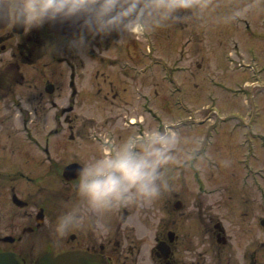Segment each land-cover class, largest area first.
<instances>
[{"label":"flooded vegetation","instance_id":"1","mask_svg":"<svg viewBox=\"0 0 264 264\" xmlns=\"http://www.w3.org/2000/svg\"><path fill=\"white\" fill-rule=\"evenodd\" d=\"M239 1L245 6L251 3L249 0ZM257 8L263 12L264 3L261 10ZM200 10L201 7L193 9L192 22L188 19L139 38H111L99 43L90 51L89 63L73 56L67 49L62 51V36L47 29L14 33L0 31V131L6 132L8 122L14 119L17 112L13 106L18 112L27 109L21 107V100L13 99L15 91L25 85L34 88L36 94L33 106L24 112L22 120V137L32 148V155L23 161H9L7 155L11 151L8 152L5 145L0 155V256H5V262L8 263V255H12L20 264H43L47 255L55 257L68 251L87 252L106 264H115V259L119 261L121 256H126L124 240L130 238L134 242L135 238L139 239L140 205L114 211L106 219L107 233L99 232L96 229L100 226L98 218L78 201L75 191L78 175L84 164L102 147L115 148L129 137L138 144L142 138H148L150 133L145 132L144 137L139 130L140 119L135 118L140 115L136 106L143 100L141 105L149 117L155 107L149 93L142 91L140 78L145 74L155 77L158 67L161 78L169 86L175 82L172 77L176 67L160 48L165 52L172 51V28H184L190 23L202 25ZM250 12L249 9L245 15H238L234 11L233 18L242 23L249 38L264 39L263 18L259 20V32ZM146 41L149 46H143ZM255 49L246 51L247 62L254 66L233 67V72L244 75L234 78L230 84L235 95L238 91H247L252 84L264 89V65L258 61L259 54ZM121 51L126 55L124 59L110 56V52L116 55ZM138 59L144 60L142 64ZM106 88L112 90L110 98L108 90L104 93ZM254 109L255 106L252 113ZM37 120L48 121L42 132L36 131L32 125ZM262 121L264 109L257 115H250L246 130L252 138L264 139ZM7 137L11 135L7 134ZM64 148L67 150L63 152ZM196 200L199 202L196 217L204 228L202 200L199 197ZM183 206L180 199L173 203L176 211ZM67 212H73L78 217L74 224L80 223L83 227L61 236L55 229L59 218ZM143 220L149 222L153 231L150 237L152 246L147 249L148 264H206L207 257L209 264H221V248L231 245L220 222L213 225L214 233L209 230L208 239L212 244L215 239L217 246L204 251L200 249L203 240L198 236L196 243L181 242L184 239L176 221L161 226L157 233L154 221L151 223L150 218ZM204 232L207 234V230ZM134 244V248L128 247L135 251L130 264H145L141 256L145 246Z\"/></svg>","mask_w":264,"mask_h":264},{"label":"rangeland","instance_id":"2","mask_svg":"<svg viewBox=\"0 0 264 264\" xmlns=\"http://www.w3.org/2000/svg\"><path fill=\"white\" fill-rule=\"evenodd\" d=\"M238 2L240 1L210 0L207 6L201 7L200 10L202 25L190 23L184 28L171 29L172 51L165 52L162 47L160 51L171 58L173 67H176L173 72L174 80L183 89H175L170 95V86L161 78L158 67L155 77L145 74L140 78L142 91L149 93L153 98L152 106L160 112V116L159 120L156 117L155 123V120L145 113L141 105L144 101H140L136 106L140 116L135 119H141L146 127L139 128L142 132L150 134L157 130L166 135L174 134V160L162 169L163 175L158 181L161 185L166 181L170 186L169 190L151 204L139 206L140 233H137L139 239L135 238L134 242L145 246L141 251L145 264H148L147 249L152 246L150 237L153 235L151 225L143 220L146 218H150L151 223L155 222L157 233L161 226L176 221L175 225L184 239L181 242L196 243V240H203L200 249L204 251L206 248L213 249L217 246L215 239L213 245L208 238L211 233L209 230H214V233L213 225L220 222L231 242L230 247L226 246L220 250L221 264H264V225L260 224V220L264 219V140H254V152L248 153V145H242L243 129L234 126L236 123L233 121L234 109L244 118L249 111L252 112L253 106L255 109L252 114L257 115L264 109V89L258 86L248 88L247 98L250 101L246 104L244 93L233 96L228 90L220 89L214 84L220 82L228 86L234 78L244 76L239 71L233 72L235 64L231 61L238 63L247 60L246 48L250 44L256 46L257 49L254 46L252 48L259 54L258 61L264 63V39L249 38L242 23L235 22L233 18L234 11L238 12V15H245L250 9V17L260 32V18H263L264 22V10H261L264 0H249L251 3L246 4L247 6ZM257 7L261 11H258ZM190 21H193L192 18ZM181 55L184 58H181ZM230 55L231 61L228 59ZM110 56L124 59L126 55L121 51L116 55L110 52ZM138 61L142 64L144 60ZM107 90L108 88L104 93H107ZM108 91L110 98L112 90ZM12 97L14 100H21V107L28 109L33 106L36 94L34 88L23 85ZM132 101L134 102V99ZM253 102L255 104H252ZM13 108L14 112H17L14 119L8 122L6 132L0 131V155L4 152L5 145L8 152L11 151L7 155L8 160L15 162L25 160L27 156L30 158L32 148L22 137V120L27 109L18 112L16 107ZM219 111V115L224 114L222 116L227 117L225 121L216 114ZM198 118L205 122L199 124ZM165 124H172L173 127L166 131ZM261 124L264 127V121ZM32 125L36 131L42 132L48 121L37 120ZM7 134L11 137L8 138ZM199 153L208 154L209 159L200 157ZM194 158L197 159L193 168L184 165L186 160L191 161ZM197 197L202 200L204 228L196 217V209H199ZM177 199H180L184 206L176 211L173 209V203ZM204 230H207V234ZM196 236L199 239H195ZM134 242H131L130 238L124 240L126 256H121L119 261L115 259V264H130L132 252L135 251H130L128 247L134 248ZM206 261V264L210 263L208 257Z\"/></svg>","mask_w":264,"mask_h":264},{"label":"clouds","instance_id":"3","mask_svg":"<svg viewBox=\"0 0 264 264\" xmlns=\"http://www.w3.org/2000/svg\"><path fill=\"white\" fill-rule=\"evenodd\" d=\"M210 0H0V31L64 32L61 50L90 62L95 45L116 38L143 37L190 19L193 9ZM174 134L157 130L137 143L125 138L115 148L104 146L81 168L75 191L107 233L106 219L130 205L151 204L169 190L159 184L162 169L174 160ZM73 212L62 215L59 235L82 228Z\"/></svg>","mask_w":264,"mask_h":264},{"label":"water","instance_id":"4","mask_svg":"<svg viewBox=\"0 0 264 264\" xmlns=\"http://www.w3.org/2000/svg\"><path fill=\"white\" fill-rule=\"evenodd\" d=\"M4 260H5V256H0V264H20L19 261L14 256L8 255V263L5 262ZM50 261H51L50 264H82V262L80 261V257L72 256V254L70 253H64L62 255H59L55 259H52ZM85 264H95V263L91 261Z\"/></svg>","mask_w":264,"mask_h":264}]
</instances>
